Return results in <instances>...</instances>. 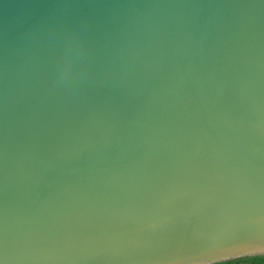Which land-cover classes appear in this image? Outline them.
Here are the masks:
<instances>
[{
  "label": "water",
  "instance_id": "water-1",
  "mask_svg": "<svg viewBox=\"0 0 264 264\" xmlns=\"http://www.w3.org/2000/svg\"><path fill=\"white\" fill-rule=\"evenodd\" d=\"M248 239L264 0H0V264L264 255L209 254Z\"/></svg>",
  "mask_w": 264,
  "mask_h": 264
},
{
  "label": "snow or ice",
  "instance_id": "snow-or-ice-1",
  "mask_svg": "<svg viewBox=\"0 0 264 264\" xmlns=\"http://www.w3.org/2000/svg\"><path fill=\"white\" fill-rule=\"evenodd\" d=\"M256 243L264 245V241H257L255 239H248V240H244V241H241V242H238V243H234V244L228 245V246H226L224 248H221V249H218V250H212L209 254H213V255H217V256L222 257L223 255L228 254L229 250L235 248L238 245H250V244H256ZM220 260H221V258L213 259V260H210V261H206L205 264H214V262H216V264H219Z\"/></svg>",
  "mask_w": 264,
  "mask_h": 264
},
{
  "label": "trees",
  "instance_id": "trees-1",
  "mask_svg": "<svg viewBox=\"0 0 264 264\" xmlns=\"http://www.w3.org/2000/svg\"><path fill=\"white\" fill-rule=\"evenodd\" d=\"M219 264H264V255L244 257L240 259L220 262Z\"/></svg>",
  "mask_w": 264,
  "mask_h": 264
}]
</instances>
